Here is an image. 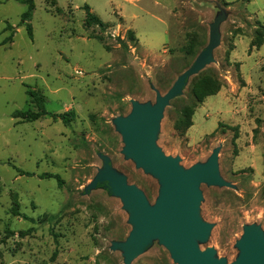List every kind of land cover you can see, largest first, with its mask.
Listing matches in <instances>:
<instances>
[{"label":"rangeland","instance_id":"1","mask_svg":"<svg viewBox=\"0 0 264 264\" xmlns=\"http://www.w3.org/2000/svg\"><path fill=\"white\" fill-rule=\"evenodd\" d=\"M34 4L30 39L21 23L26 4L0 0V264H125L120 244L133 227L131 209L95 179L109 166L151 206L161 181L125 154L114 120L133 102L154 104L205 51L209 59L163 109L153 143L183 169L218 149L227 185H199L196 215L208 225L199 250L212 248L213 258L231 263L245 226L258 225L264 238V38L251 46L264 0ZM85 4L103 24L87 21ZM209 76L222 86L197 102L194 92ZM30 89L48 111L73 110L74 118L13 117L36 110ZM189 108L192 124L175 129ZM229 126H237L235 145ZM141 249L128 264H177L156 238Z\"/></svg>","mask_w":264,"mask_h":264},{"label":"water","instance_id":"2","mask_svg":"<svg viewBox=\"0 0 264 264\" xmlns=\"http://www.w3.org/2000/svg\"><path fill=\"white\" fill-rule=\"evenodd\" d=\"M208 59V51H205L177 77L171 88L157 97L154 104L133 102L129 114L114 120L115 127L122 134L125 154L137 166L156 174L161 181L160 194L151 206L136 185L128 184L109 166L95 179V182H107L124 205L131 209L129 218L133 227L127 239L120 244L125 264L151 238L158 239L177 264H264V238L258 225L244 227L242 237L237 242L240 254L231 263L213 258L212 248L199 250L197 246V239H203L208 229V225L198 220L196 215L199 185H227L218 174V149L213 150L206 162L183 169L177 159L165 155L153 143L155 127L163 109L169 100L180 93L186 78Z\"/></svg>","mask_w":264,"mask_h":264},{"label":"trees","instance_id":"3","mask_svg":"<svg viewBox=\"0 0 264 264\" xmlns=\"http://www.w3.org/2000/svg\"><path fill=\"white\" fill-rule=\"evenodd\" d=\"M26 4V10L21 14V23L26 27L27 33L29 38H32V28L29 23V20L32 17V13L35 7L34 0H18ZM84 9L86 10V17L87 21L90 23H96V24H103L102 21L99 19L97 15L92 13L89 9V6L85 4ZM10 25H6L5 29H10ZM9 35L6 39H10ZM264 38V24L258 23L257 29L255 31V37L251 42V46L259 47ZM222 86L221 82L219 81L218 78L209 76L206 82H204L203 87L200 89V91L194 92L195 93V98L197 102H201L203 98L209 95L215 94L220 87ZM27 95L30 96L32 102L34 103L36 110H14L12 112V116L15 118H20L21 120L25 121H33L38 118H41L43 116L49 115L53 119H60L64 124H68L73 118H74V112L73 110L66 111V112H61V113H53L48 111L45 108V100L42 94L39 93L38 90H28ZM192 109L189 108L188 111L185 113L184 117L179 119L178 121L175 122V129L184 131L187 127H189L192 124L191 121V111ZM221 123H218V126H221ZM227 128H231V130H234L233 137H232V142L233 145H235V139L238 136L237 133V126H229ZM234 152H236L234 150ZM18 171L21 172V174H26V175H33V173L30 172H25L20 169H17ZM41 177H53L59 185L62 184V180L60 179L59 175L57 174H47V173H42L40 174ZM12 212L16 215H20L24 217L25 219H28L30 221H34L32 217H28L27 215L20 213L16 208L12 210Z\"/></svg>","mask_w":264,"mask_h":264}]
</instances>
